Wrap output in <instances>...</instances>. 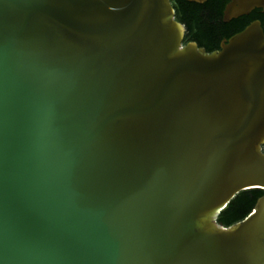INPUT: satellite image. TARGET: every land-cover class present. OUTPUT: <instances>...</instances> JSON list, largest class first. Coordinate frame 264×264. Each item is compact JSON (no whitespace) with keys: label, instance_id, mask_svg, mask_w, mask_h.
Returning a JSON list of instances; mask_svg holds the SVG:
<instances>
[{"label":"water","instance_id":"water-1","mask_svg":"<svg viewBox=\"0 0 264 264\" xmlns=\"http://www.w3.org/2000/svg\"><path fill=\"white\" fill-rule=\"evenodd\" d=\"M202 4L206 0H185ZM223 21L264 7L228 0ZM170 0H0V264H264V33L207 53Z\"/></svg>","mask_w":264,"mask_h":264},{"label":"trees","instance_id":"trees-1","mask_svg":"<svg viewBox=\"0 0 264 264\" xmlns=\"http://www.w3.org/2000/svg\"><path fill=\"white\" fill-rule=\"evenodd\" d=\"M174 11V19L185 27L183 44L194 42L199 48L207 53L218 51L223 39H228L239 32L237 29L229 35H225L226 28H223L222 10L224 0H206L199 4L185 0L170 1ZM264 153V145L262 146ZM264 194L263 190L250 189L238 193L220 211L217 217V224L228 228L233 224L244 220L254 209L257 200Z\"/></svg>","mask_w":264,"mask_h":264},{"label":"flooded vegetation","instance_id":"flooded-vegetation-1","mask_svg":"<svg viewBox=\"0 0 264 264\" xmlns=\"http://www.w3.org/2000/svg\"><path fill=\"white\" fill-rule=\"evenodd\" d=\"M229 3L230 2L228 0H224L223 10H222V22H223L222 26H223V28H226V31L224 32L225 35H229L237 29H241L239 31V32H241L243 29H245L250 24L256 23V22L260 24V27L264 33V7H261V8L255 7L246 15H242V16H239L237 18H233L228 22H224L223 21V12ZM239 32H237V33H239ZM237 33H235V34H237ZM235 34H233V35H235ZM228 39H223V41L228 40Z\"/></svg>","mask_w":264,"mask_h":264}]
</instances>
